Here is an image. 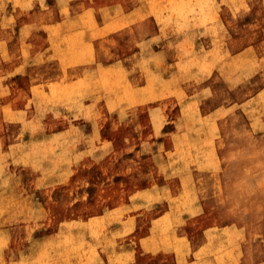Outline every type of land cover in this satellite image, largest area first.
<instances>
[{
    "label": "rangeland",
    "instance_id": "rangeland-1",
    "mask_svg": "<svg viewBox=\"0 0 264 264\" xmlns=\"http://www.w3.org/2000/svg\"><path fill=\"white\" fill-rule=\"evenodd\" d=\"M25 1L0 0V264H178L173 251L184 249L182 233L194 249L204 241L206 227L226 224L236 227L222 233L227 241L220 240L219 230L220 251L232 244L244 252V264L264 261V131L250 128L242 107L225 115L219 130L199 112L241 103L258 90L259 76H252L249 86L232 88L220 68L207 81L213 96L201 104L193 94L201 85L199 73L210 68L198 63L193 40L187 41L183 63L164 66L156 59L154 69L144 68L139 78L131 68L100 66L99 49L93 53L82 33H72L84 30V20L70 14L71 0ZM87 2L117 10L142 3L139 15L157 16L149 29L220 21L228 28L221 41L236 49L254 44L264 53V0ZM126 28L123 45L131 37ZM87 37L96 41L98 32ZM180 118L187 124L182 128ZM196 164L206 172L195 181L181 178V172L197 170ZM154 186L165 193L132 198ZM171 190L185 193L177 199ZM197 195L204 210L178 227L179 236V223L170 217L151 227L167 207L179 216ZM155 230L167 251L145 253L140 240L150 231L156 236Z\"/></svg>",
    "mask_w": 264,
    "mask_h": 264
},
{
    "label": "crops",
    "instance_id": "crops-1",
    "mask_svg": "<svg viewBox=\"0 0 264 264\" xmlns=\"http://www.w3.org/2000/svg\"><path fill=\"white\" fill-rule=\"evenodd\" d=\"M72 3L73 4L80 3L82 4V8L76 10L75 7L72 5ZM69 4H70V8L73 10V11L70 10V14L74 15V18H81L84 20V22H82L84 26L83 27L84 30L79 31L78 29H73L72 33H76V34L82 33L81 36L84 41L83 44L90 45L92 47L91 51H93V53L94 52L96 53V48L97 51L99 49L97 59L100 60L101 67L111 68L114 66V64H117L114 66L115 68L125 67L129 71L132 70L134 76L137 77L139 76L140 78V75H144V71H145L144 68L146 69L148 68L149 70L147 69V71H150L152 68L154 69V67L156 66V62H155L156 59L161 60L162 62L161 64L164 66H169V64H172V62L183 63L184 61L183 57L185 52L184 50L185 47H187L188 45L187 41L193 40L194 45L196 44L195 46L196 48H198L196 49V55H197L196 57H198L197 58L198 63L204 64V66H202L203 64L201 65L202 68H210L207 71L202 70L200 72L198 79H200L201 85L198 88L197 92L193 94L194 96L195 95L197 96L201 104L203 103V100L209 99L210 97L213 96L212 86H210V84L208 85L207 81L210 80L214 76V74L218 73L220 68L223 67L225 68L226 71L220 73H222L225 76L226 81L230 83L232 88H235L240 84H243V87L249 86V84L251 83V77L258 75L259 85H260L258 90L253 95L251 94L248 95L249 93L246 94V97L244 96V99L241 101V103L238 102L237 104L236 102H233L228 105L218 104L213 108L209 109L208 111H203V109L201 108V111L199 110V112L203 116V118L210 117L214 119V122L218 125V128H220L219 125L220 120L225 115H229L233 111L238 109V107H242V111L244 115L248 116L250 128L253 129L254 131H259V132L264 131V125H263L264 105L261 102L264 99V82H263L264 53L258 54L256 46H254V44L247 43L246 45L244 44L241 48L236 49L234 47V44H230L226 41H221L224 36H227L228 28L226 26L223 27L220 21L216 23H212L210 25L196 26L191 29L180 28L179 26H174V25L173 26L170 25L169 27H160L157 29L152 27L149 29L148 25L152 26V24H154L155 21L157 22L156 17L153 16L150 12H148L150 13V15L148 13L139 15L138 12L140 11V9H143V5L142 6L140 5L142 3L139 2L135 6L130 7L127 10L125 9L117 10L114 9L112 5H108V4L104 7H100L99 9L98 8L96 9V6H94L93 4L90 5L89 2H87V0H71L69 1ZM136 10L139 11L135 12ZM223 23L225 24V22ZM53 25L54 24H52V26ZM144 25L147 27L146 29H144ZM126 27L130 28V32L128 34L131 37L129 39V43L127 45H123L121 43V35L123 30H125L123 28ZM95 31L98 32V38H96V41L93 39L91 40L88 39L87 36L93 34V32ZM164 34L167 35V37L166 40L161 44L158 40ZM121 49L123 52L121 51ZM127 49L128 51H125ZM103 51L104 54H102ZM239 51L240 53H238ZM197 52H200V54H202L201 55L202 57H199ZM109 63H111V65L113 66H111ZM205 63L207 64V67L205 66L206 65ZM179 88L180 90L184 91L181 83ZM255 99L259 100L260 102H258L259 103L258 106L252 108L251 102L255 101ZM258 115L260 116L258 117ZM254 117L255 118L258 117V119L260 117L261 118L259 120L257 119L258 121L256 123ZM252 120L255 121L254 122L255 126L254 123L251 124ZM183 122H184L183 119L180 118V123ZM184 124L185 123L179 124L180 125L179 127L182 128L183 126L181 125ZM196 158H198V156L197 157L195 156V159ZM199 167H200L199 165H196L195 168L197 170L192 169L181 172L180 173L181 178H187L189 180H191V178L193 180L196 179V176L198 178V174H204L206 172L204 169L203 171ZM208 169L210 171L212 168L209 167ZM195 192L196 194H198L200 193V190L199 189L197 190L195 187ZM148 193H151L153 196H157V195H162V193H165V190L162 186L147 187L138 190L136 193L133 194L132 198L138 197L140 194L145 195ZM184 193L185 191H182L180 194L182 195ZM171 194L172 196L176 195V197H180V195L177 193L173 195L172 190H171ZM197 196H198L197 198L194 197L193 203L189 205L190 207L185 208V210L186 209L187 210L182 211V213H180L179 216H175L174 212H170L171 210L167 207L166 211L161 212L158 216L152 219L153 222L151 227L156 226L157 224L164 223L167 220V217H170L169 221H171L172 219L174 222L179 223V226L180 225L183 226L184 224L187 223L188 220L187 217H189L190 215H191L190 217H192V215L194 214L196 215L198 213L201 214V212H203L204 210V204L200 202L199 195ZM156 198L159 197H155L154 199L156 200ZM191 209H194L196 212L194 214L189 215L187 211ZM173 218L176 219L174 220ZM179 226L177 225V230H176L177 236H179L178 233ZM234 227H236L234 226V224H226V226L219 227V230L222 228L220 230L222 232L220 233H223L224 231H226L225 229L229 228V232H230V231H234ZM214 230H215L214 225L206 227L203 230L204 241L199 245H197L196 247H194V249H192L193 248L192 242L188 236L184 234L180 236L179 238L184 239L183 241L184 249L173 251L177 263L196 264L198 262L197 264L200 263L201 264H244L243 263L244 252H242V250L241 251L237 250V248H235L236 245L232 247L233 245L229 244L226 247L227 249L226 251L223 252L219 251V249L217 248L220 243V241H218L219 238L217 235L219 230L217 229L215 231ZM154 232L156 233V236L155 235L153 236L152 234L153 232L150 231L146 234V236H143L141 238L140 243L144 247L143 252L145 253L166 252L167 246H165V244L162 241V237L160 234L161 232L158 230H155ZM220 236H221L220 240H227L226 238H223V234H220ZM217 251L218 253H216ZM134 256L136 255L132 254V257ZM255 264H264V261L256 262Z\"/></svg>",
    "mask_w": 264,
    "mask_h": 264
},
{
    "label": "bare ground",
    "instance_id": "bare-ground-1",
    "mask_svg": "<svg viewBox=\"0 0 264 264\" xmlns=\"http://www.w3.org/2000/svg\"><path fill=\"white\" fill-rule=\"evenodd\" d=\"M23 1H25V0H23ZM26 1H27V0H26ZM26 1H25V2H26ZM145 1H146V0H145ZM147 1H148V0H147ZM21 2H22V1H21ZM212 4H213V3H212ZM212 6H213V5H212ZM143 8H144V7H143ZM148 8H149V7H148ZM150 9H151V8H150ZM138 11H139V10H138ZM138 11L136 10L135 12H138ZM146 11H147V10H146ZM143 14H144V13H143ZM148 14L150 15V13H148ZM182 14H183V13H182ZM165 15H167V14H165ZM168 15H169V14H168ZM154 16H155V15H154ZM159 16H160V15H159ZM171 16H172V15L170 14L169 17H171ZM184 16H185V14H184ZM156 17H157V16H156ZM177 17H178V16H177ZM158 18H160V17H158ZM166 18H167V16H166ZM166 18H165V20H166ZM184 18H185V17H184ZM153 19H154V18H153ZM163 19H164V18H163ZM167 19H168V18H167ZM176 19H177V18H176ZM158 21H159V20H158ZM162 21H163V20H162ZM162 21H161V22H162ZM176 21H178V20H176ZM163 23H164V21H163ZM178 23H180V21H179ZM164 25H165V24H164ZM166 25H167V24H166ZM166 25H165V26H166ZM201 25H202V24H201ZM205 25H206V24H205ZM209 27H210V26H209ZM198 29H199V28H198ZM164 30H165V29H164ZM210 31H211V29H210ZM210 33H211V32H210ZM216 34H217V33H216ZM71 37H72V36H71ZM186 37H187V35H186ZM186 37H185V38H186ZM69 38H70V37H69ZM185 38H184V39H185ZM184 39H183V41H184ZM181 42H182V41H181ZM215 43H216V42H215ZM195 45H196V44H195ZM214 45H215V44H214ZM202 46H203V45H202ZM201 48H202V47H201ZM196 49H198V48H196ZM209 49H210V47H209ZM132 50H133V49H132ZM206 50H208V49H206ZM204 52H205V50H204ZM192 53H193V52H192ZM201 53H203V52H201ZM238 53H240V51H239ZM201 55H202V54H201ZM201 55H200V57H202ZM204 55H205V54H204ZM122 56H124V55H122ZM194 56H195V54H194ZM194 56H193V57H194ZM196 56H197V55H196ZM237 56H238V54H237ZM120 57H121V56H120ZM208 57H209V56H208ZM233 57H234V56H233ZM239 57H240V56H239ZM125 58H126V57H125ZM197 58H198V57H197ZM192 59H193V58H192ZM202 59H203V58H202ZM238 59H239V58H238ZM146 60H147V59H146ZM197 60H198V59H197ZM205 60H206V57H205ZM120 61H121V60H120ZM120 61H118V62H120ZM193 61H194V60H193ZM195 61H196V60H195ZM195 61H194V62H195ZM200 61H201V60H200ZM207 61H208V60H207ZM196 62H197V61H196ZM196 62H195V63H196ZM209 62H210V61H209ZM114 63H115V62H114ZM143 63H144V61H143ZM200 63H201V62H200ZM109 64L111 65V63H109ZM187 64H188V63H187ZM193 64H194V63H193ZM202 64H203V63H201V65H202ZM205 64H206V63H205ZM110 65H109V66H110ZM115 65H117V64H114V66H115ZM150 65H151V64H150ZM111 66H113V65H111ZM114 66H113V67H114ZM202 66H204V64H203ZM205 66L207 67V64H206ZM185 67L187 68V66H185ZM193 67H194V65H193ZM107 68H108V67H107ZM143 68H144V67H143ZM189 68H190V67H189ZM112 69H113V68H112ZM120 69H121V68H120ZM147 69H148V68H147ZM147 69H145V70H147ZM113 70H114V69H113ZM113 70H112V72H113ZM116 70H117V69H116ZM121 70H122V69H121ZM148 70H149V69H148ZM187 70H189V69H187ZM190 70H192V69L190 68ZM190 70H189V71H190ZM193 70H194V69H193ZM109 71H110V70H109ZM114 71H115V70H114ZM123 71H124V69H123ZM205 71H206V70H205ZM124 72H125V71H124ZM190 72H191V71H190ZM114 73H116V71H115ZM153 73H154V72H153ZM185 73H186V72H185ZM192 73H193V72H192ZM110 74H111V73H110ZM123 74H125V73H123ZM145 74H146V73H145ZM199 74H200V73H199ZM201 74H202V73H201ZM113 75H114V74H113ZM118 75H119V74H118ZM153 75H154V74H153ZM187 75H188V73H187ZM116 76H117V73H116ZM122 76H123V75H122ZM149 76H150V75H149ZM151 76H152V75H151ZM154 76H155V75H154ZM119 77H120V75H119ZM126 77H127V76H126ZM147 77H148V76H147ZM155 77H156V76H155ZM120 78H121V77H120ZM152 78H153V77H152ZM152 78H151V79H152ZM113 79H114V78H113ZM121 79H122V78H121ZM121 79H119V80H121ZM110 80H111V78H110ZM153 81H155V80H153ZM111 82H112V80H111ZM119 83H120V82H119ZM127 83H128V82H127ZM143 83H144V82H143ZM143 83H142V84H143ZM150 83H152V80H151ZM153 83H154V82H153ZM112 85H113V84H112ZM116 85H117V84H115V87H114V88L117 87ZM124 85H125V83H124ZM145 85H146V84H145ZM170 85H171V84H170ZM170 85H169V86H170ZM119 86H120V85H119ZM130 86H131V85H130ZM135 87H136V86H135ZM154 87H155V86H154V84H153V88H154ZM123 88H124V87H123ZM125 88H126V87H125ZM128 88H129V87H128ZM128 88H127V89H128ZM132 88H133V87H132ZM146 88H147V87H146ZM127 89H126V90H127ZM141 89H142V88H141ZM118 90H119V89H118ZM149 90H150V87H149ZM154 90H155V89H154ZM116 91H117V89H116ZM124 91H125V89H124ZM150 91H151V90H150ZM129 92H130V91H129ZM129 92H128V93H129ZM137 92H139V91H137ZM115 93L118 94V93H120V91H119L118 93H117V92H115ZM152 93H153V91H152ZM112 94H113V93H112ZM157 94H158V93H157ZM128 95H129V94H128ZM141 96H142V95H141ZM145 96H146V94H145ZM124 97H125V96H124ZM126 97H127V96H126ZM156 97H157V96H156ZM113 98H114V97H113ZM117 98H119V97H117ZM137 98H138V97H137ZM137 98H136V99H137ZM146 98H148V97H146ZM149 98H150V97H149ZM151 98H152V97H151ZM259 98H260V97H259ZM119 99H120V98H119ZM122 99H123V98H122ZM122 99H120V100H122ZM124 99H126V98H124ZM133 100H134V99H133ZM142 100H144V99H141V101H142ZM255 100H256V99H255ZM118 101H119V100H118ZM131 101H132V100H131ZM188 101H190V100H188ZM115 102H116V101H115ZM192 102L195 103V101H192ZM258 102H259V101H258ZM251 103H252V102H251ZM117 104H119V103H117ZM188 104H189V102H188ZM190 104H192V103H190ZM196 104H197V103H196ZM252 104H253V103H252ZM115 105H116V103H115ZM120 105H121V104H120ZM182 105H184V104H182ZM255 105H256V104H255ZM263 105H264V104H263ZM116 107H117V105H116ZM179 107H180V106H179ZM186 107H188V105H187ZM192 107H193V106H192ZM194 107H195V106H194ZM197 107L200 108L199 106H197ZM197 107H196V108H197ZM254 108H255V107H254ZM180 109H181V108H180ZM180 109H179V110H180ZM186 109H187V108H186ZM186 109H185V110H186ZM243 109H245V108H243ZM187 110H188V109H187ZM187 110H186V111H187ZM117 111H118V110H117ZM127 111H128V110H127ZM186 111H185V112H186ZM190 111L192 112V110H190ZM193 111H194V110H193ZM214 112H215V110H214ZM253 112H254V111H253ZM189 113H190V112H189ZM189 113H188V114H189ZM182 114H184V112H183ZM202 114H203V113H202ZM196 115H197V114H196ZM200 115H201V114H200ZM209 115H210V114H209ZM259 116H260V115H258V117H259ZM191 117H192V116H191ZM250 117H252V116H250ZM255 117H256V116H255ZM255 117H254V118H255ZM258 117L255 118L256 123H257V121L261 118V117H260V118L258 119ZM187 118H188V117H187ZM183 119H184V118H183ZM207 119L210 120V118H207ZM257 119H258V120H257ZM191 120H192V119H191ZM261 120H262V119H261ZM188 121H189V120H188ZM204 121H205V120H204ZM210 121H211V120H210ZM213 121H214V119H213ZM215 121H216V120H215ZM262 121H263V120H262ZM262 121H261V122H262ZM194 122H195V120H194ZM200 122H201V121H200ZM254 122H255V121L252 120L251 124L254 123ZM210 123H211V122H210ZM212 123H213V122H212ZM212 123H211V124H212ZM258 123H259V122H258ZM263 123H264V122H263ZM196 124H197V123H196ZM185 125H187V124H185ZM207 125H208V124H207ZM263 125H264V124H263ZM189 126H190V125H189ZM193 126H194V125H193ZM204 126H206V125H204ZM254 126H255V123H254ZM186 127H187V126H186ZM197 127H198V126H197ZM208 127H209V126H208ZM206 128H207V127H206ZM209 128H210V127H209ZM196 129H197V128H196ZM200 129H201V128H200ZM187 130H188V129H187ZM197 130H198V129H197ZM210 130H211V129H209V131H210ZM217 130H219L218 127H217ZM252 130H253V129H252ZM215 131H216V130H215ZM215 131H213V133H214ZM216 132H217V131H216ZM187 133H188V132H187ZM194 133H196V132H194ZM207 133H208V132H207ZM184 134H186V133H184ZM184 134H183V135H184ZM202 134H203V133H202ZM210 134H211V133H210ZM214 134L216 135L217 133H214ZM218 134H219V133H218ZM218 134H217V135H218ZM215 135H214V136H215ZM217 135H216V136H217ZM192 136H194V135H192ZM209 136H210V135H209ZM185 137H186V135H185ZM187 138H188V137H187ZM187 138H186V139H187ZM210 138H212V137H209V139H210ZM215 138H216V137H215ZM213 139H214V137H213ZM211 140H212V139H211ZM206 142H208V141H206ZM184 144H185V143H184ZM186 144H187V143H186ZM186 144H185V145H186ZM210 144H211V143H210ZM207 145H208V144H207ZM186 146H187V145H186ZM186 146H184V147H186ZM213 146H214V145H213ZM204 147H205V146H204ZM211 148H213V147H211ZM181 149H184V148L182 147ZM201 149H202V148H201ZM203 149L205 150V148H203ZM203 149H202V150H203ZM206 149H207V148H206ZM184 150H185V149H184ZM191 150H192V149H191ZM197 150H198V149H197ZM209 150H210V149H209ZM164 151H165V150H164ZM187 151H188V150H187ZM192 151H193V150H192ZM195 151H196V150H195ZM190 152H191V151H190ZM204 152H205V151H204ZM207 152H208V151H207ZM207 152H206V153H207ZM209 152H210V151H209ZM209 152H208V153H209ZM216 152H217V151H216ZM167 154H168V153H167ZM194 154H195V153H194ZM201 154H202V153H201ZM201 154H200V155H201ZM169 155H170V154H169ZM178 155H179V154H178ZM185 155H186V154H185ZM188 155H189V152H188ZM188 155H186V156H188ZM190 155L192 156V153H190ZM197 155H198V154H197ZM200 155H199V156H200ZM179 156H181V154H180ZM199 156H198V157H199ZM181 157H182V156H181ZM189 157H190V156H189ZM196 157H197V156H196ZM190 158L194 159L195 156H194V158H193V157H190ZM166 159H167V158H166ZM196 159H198V158H196ZM199 159L201 160V158H199ZM199 159H198L197 161H199ZM218 159H219V158H218ZM181 160H182V159H181ZM188 162L190 163V160H189ZM195 162H196V161H195ZM165 163H166V162H165ZM201 163H202V162H201ZM191 164H192V163H191ZM174 165H175V164H174ZM196 165H197V164H196ZM171 166H172V165H171ZM206 166H207V165H206ZM202 167H203V166H202ZM207 167H208V166H207ZM215 167H216V166H215ZM180 168H181V167H180ZM182 168H183V167H182ZM199 168H200V167H199ZM203 168H204V167H203ZM213 168H214V167H213ZM263 170H264V169H263ZM193 171H195V170H193ZM261 171H262V170H261ZM215 172H216V171H215ZM218 177H219V176H218ZM217 180H218V179H217ZM194 181H195V180H194ZM218 182H219V181H218ZM187 185H188V184H187ZM208 185H209V184H208ZM218 186H219V184H218ZM192 187H193V186H192ZM216 188H217V187H216ZM219 188H220V187H219ZM196 189H197V188H196ZM187 190H188V189H187ZM219 191H220V190H219ZM213 192H214V191H213ZM203 193H204V192H203ZM207 193H208V192H207ZM220 193H221V192H220ZM199 194L202 195L201 192H200ZM180 195H181V194H180ZM220 195H221V194H220ZM214 196H215V195H214ZM212 197H213V196H212ZM176 198H177V197H176ZM208 198H209V197H208ZM210 198H211V197H210ZM177 199H178V198H177ZM176 201H177V200H176ZM178 201H179V200H178ZM192 203H193V202H192ZM198 203H199V202H198ZM174 204H175V203H174ZM175 206H176V205H175ZM175 209H177V208L175 207ZM182 210H183V209H182ZM182 210H178V211H180V213H182V212H181ZM172 211H174V210H172ZM172 211H170V212H172ZM201 213H202V212H201ZM174 214H175V213H174ZM189 215H190V214H189ZM194 215H195V214H194ZM172 216H173V215H172ZM190 216H191V215H190ZM190 216H189V218H190ZM174 217H175V216H174ZM180 217H181V215H180ZM184 217H185V216H184ZM187 218H188V217H187ZM173 219H174V218H173ZM175 219H176V218H175ZM175 219H174V220H175ZM172 221H173V220H172ZM180 221H183V220H180ZM154 222H155V221H154ZM164 223H165V222H164ZM176 223H177V222H176ZM180 223H181V222H180ZM100 224H101V223H100ZM173 224H175V223H173ZM120 225H121V224H120ZM120 225H119V226H120ZM175 226H176V225H175ZM93 227H94V226H92V228H93ZM124 227H125V226H124ZM124 227H123V228H124ZM179 227H180V226H179ZM184 227H185V225H184ZM187 227H188V226H187ZM96 228L98 229V227H96ZM170 228H171V227H170ZM188 228H189V227H188ZM202 228H203V227H202ZM180 229H181V228H180ZM221 229H222V228H221ZM221 229H220V230H221ZM181 230H182V229H181ZM179 231H180V230H179ZM214 231H215V230H214ZM184 232H185V230H184ZM221 232H222V231H221ZM92 233L95 234V232H92ZM206 233H207V232H206ZM209 233H210V230H209ZM212 233H213V231H212ZM219 233H220V232H219ZM96 234H97V232H96ZM160 234H161V233H160ZM182 234H184V233H182ZM191 234H192V233H191ZM221 234H222V233H221ZM217 235H218V234H217ZM219 235H220V234H219ZM242 235H243V234H242ZM242 235H241V236H242ZM111 236H112V235H110V237H111ZM187 236H189V235H187ZM190 236H191V235H190ZM201 236H202V235H201ZM241 236H240V237H241ZM112 237H114V236H112ZM112 237H111V238H112ZM184 237H185V236H184ZM214 237H216V236H214ZM218 237H219V236H218ZM195 238H196V237H195ZM202 238H203V237H202ZM209 238H211V237H209ZM220 238H221V236H220ZM220 238H219V239H220ZM107 240H109V238L106 239V241H107ZM180 240H181V239H180ZM211 240H212V239H211ZM120 241H121V240H120ZM215 241H216V240H215ZM226 241H227V240H226ZM192 242H193V241H192ZM213 242H214V241H213ZM195 243H196V242H195ZM107 244H108V242H107ZM110 244H111V243H110ZM105 247H106V245H105ZM211 247H212V246H211ZM213 247H214V246H213ZM114 248H115V247H114ZM208 248H209V247H208ZM115 249H116V248H115ZM189 249H190V248H189ZM206 250H207V249H206ZM206 250H205V251H206ZM211 250H212V249H211ZM194 251H195V250H194ZM219 251H220V250H219ZM190 252H191V251H190ZM208 252H209V251H208ZM214 252H215V251H214ZM114 253H115V252H114ZM185 253H186V252H185ZM187 253H188V252H187ZM209 253H210V252H209ZM216 253H218V251H217ZM104 254H105V253H104ZM118 254H119V253H118ZM122 254H123V253H122ZM202 254H203V253H202ZM206 254H207V252H206ZM210 254H211V253H210ZM109 255H112V254H109ZM124 255H125V254H124ZM124 255H123V256H124ZM181 255H182V254H181ZM191 255H192V254H191ZM182 256H183V255H182ZM187 256H188V255H187ZM195 257H196V256H195ZM179 258H180V257H179ZM191 258H192V257H191ZM206 258H207V257H206ZM196 259H197V258H196ZM199 259H202V258H199ZM238 259H239V258H238ZM122 260H124L123 257H122ZM186 260H187V259H186ZM208 260H209V259H208ZM210 260H211V259H210ZM214 260H215V259H214ZM178 261H179V260H178ZM199 261H201V260H199ZM187 262H188V261H187ZM195 262H196V261H195ZM207 262H209V261H207ZM120 263H121V262H120ZM197 263H198V262H197ZM197 263H196V264H197ZM230 263H231V262H230ZM200 264H201V263H200Z\"/></svg>",
    "mask_w": 264,
    "mask_h": 264
}]
</instances>
